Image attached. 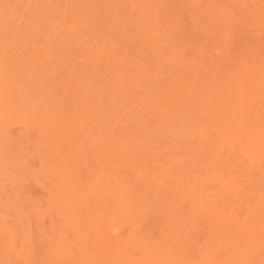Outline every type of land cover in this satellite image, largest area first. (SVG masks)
I'll use <instances>...</instances> for the list:
<instances>
[{
	"label": "bare ground",
	"instance_id": "obj_1",
	"mask_svg": "<svg viewBox=\"0 0 264 264\" xmlns=\"http://www.w3.org/2000/svg\"><path fill=\"white\" fill-rule=\"evenodd\" d=\"M0 264H264V0H0Z\"/></svg>",
	"mask_w": 264,
	"mask_h": 264
}]
</instances>
